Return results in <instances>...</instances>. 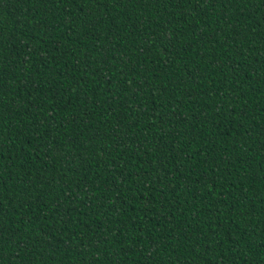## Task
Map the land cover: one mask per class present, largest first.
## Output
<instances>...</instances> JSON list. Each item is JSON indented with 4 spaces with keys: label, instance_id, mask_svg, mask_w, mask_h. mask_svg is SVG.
Segmentation results:
<instances>
[{
    "label": "trees",
    "instance_id": "obj_1",
    "mask_svg": "<svg viewBox=\"0 0 264 264\" xmlns=\"http://www.w3.org/2000/svg\"><path fill=\"white\" fill-rule=\"evenodd\" d=\"M0 264H264V0H0Z\"/></svg>",
    "mask_w": 264,
    "mask_h": 264
}]
</instances>
